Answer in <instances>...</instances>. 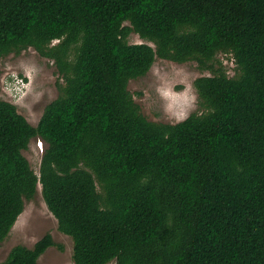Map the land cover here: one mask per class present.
<instances>
[{"label": "trees", "instance_id": "obj_1", "mask_svg": "<svg viewBox=\"0 0 264 264\" xmlns=\"http://www.w3.org/2000/svg\"><path fill=\"white\" fill-rule=\"evenodd\" d=\"M29 47L63 83L36 126L0 99V242L41 185L74 264H264V0H0V58ZM157 58L209 72L177 123L148 120L128 88Z\"/></svg>", "mask_w": 264, "mask_h": 264}, {"label": "rangeland", "instance_id": "obj_2", "mask_svg": "<svg viewBox=\"0 0 264 264\" xmlns=\"http://www.w3.org/2000/svg\"><path fill=\"white\" fill-rule=\"evenodd\" d=\"M129 42L143 41L132 33ZM217 58L228 75L233 76L234 63L229 56L219 54ZM208 74L200 69L196 61L176 63L157 58L150 71L143 77L131 80L128 88L148 120L177 123L198 109L193 83L197 77ZM7 79L15 84L11 85ZM59 83L62 84L63 80L54 62L33 47L0 58V99L15 104L19 113L34 126L39 122L46 105L58 97ZM44 149L45 145L40 139H33L29 148L23 151L36 173L39 172ZM47 233L63 249L57 246L48 248L37 264H74L72 239L58 230L57 220L49 211L39 185L35 197L26 201L24 211L9 236L0 242V264L14 246L32 247Z\"/></svg>", "mask_w": 264, "mask_h": 264}, {"label": "clouds", "instance_id": "obj_3", "mask_svg": "<svg viewBox=\"0 0 264 264\" xmlns=\"http://www.w3.org/2000/svg\"><path fill=\"white\" fill-rule=\"evenodd\" d=\"M7 82H9L11 85H14V84H15V82H14V81H12V80H9V79H7Z\"/></svg>", "mask_w": 264, "mask_h": 264}]
</instances>
